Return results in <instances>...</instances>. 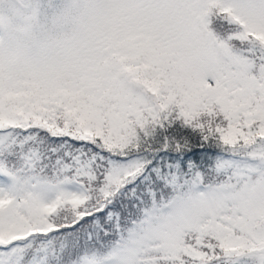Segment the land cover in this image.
I'll list each match as a JSON object with an SVG mask.
<instances>
[{
  "label": "snow or ice",
  "instance_id": "6c2138e0",
  "mask_svg": "<svg viewBox=\"0 0 264 264\" xmlns=\"http://www.w3.org/2000/svg\"><path fill=\"white\" fill-rule=\"evenodd\" d=\"M0 264H264V0H0Z\"/></svg>",
  "mask_w": 264,
  "mask_h": 264
}]
</instances>
